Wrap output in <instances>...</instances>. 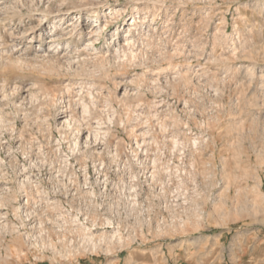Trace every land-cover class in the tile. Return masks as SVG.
Instances as JSON below:
<instances>
[{
	"label": "rangeland",
	"instance_id": "rangeland-1",
	"mask_svg": "<svg viewBox=\"0 0 264 264\" xmlns=\"http://www.w3.org/2000/svg\"><path fill=\"white\" fill-rule=\"evenodd\" d=\"M0 264H264V0H0Z\"/></svg>",
	"mask_w": 264,
	"mask_h": 264
},
{
	"label": "bare ground",
	"instance_id": "bare-ground-1",
	"mask_svg": "<svg viewBox=\"0 0 264 264\" xmlns=\"http://www.w3.org/2000/svg\"><path fill=\"white\" fill-rule=\"evenodd\" d=\"M59 20L61 21L62 18H60ZM152 22L155 23V19H154V18L152 19ZM94 32H95V31H94ZM69 64H70V63H69ZM72 82H73V83H71V84L68 85L69 87H73V86H75L76 82L74 81V79H72ZM68 90H69V89H68ZM70 91H71V90H70ZM63 103H64V102H63ZM61 104H62V103H61ZM66 109H67V108H66ZM85 109H86V108H85ZM61 111H62V114L60 115V118H59V120H58V121H59V126H60V128H61V129H68L69 127L71 128V126H72L71 124H73V123H72V122L70 123L69 120H68V118H67V119L65 118V116H64V112H63L64 110H61ZM67 120H68V121H67ZM68 122H69L70 124H69ZM68 124H69L70 126H69ZM72 127H73V126H72ZM85 140H86V139H85ZM75 144H76V143H75ZM77 144H78V143H77ZM66 168H67V167H66ZM24 176H25V175H24ZM73 184H74V183H73ZM74 192H75V191H74ZM54 196H55V195H54ZM63 217H64V216H63ZM102 236H103V235H102ZM91 237H92V236H91ZM91 237H90V238H91ZM96 237H97V236H96ZM104 237H105V236H104ZM104 237H103V238H104ZM106 237H107V236H106ZM108 238H109V237H108ZM112 238H113V237H112ZM112 238H111V240H112ZM95 239H96V238H95ZM105 239H107V238H105ZM90 240L92 241V239H90ZM108 240H110V239H108ZM101 241H102V240H101ZM101 241H99V243H100ZM106 241H107V240H106ZM116 241H117V240H116ZM93 242H94V241H93ZM103 242H104V241H103ZM101 243H102V242H101ZM94 245H95V244H94ZM103 245H104V244H103ZM107 245H108V244H107Z\"/></svg>",
	"mask_w": 264,
	"mask_h": 264
}]
</instances>
